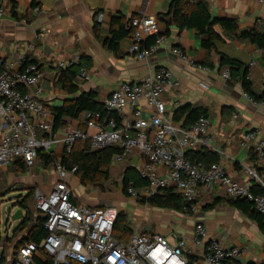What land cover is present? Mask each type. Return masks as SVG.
I'll return each mask as SVG.
<instances>
[{"label":"crops","instance_id":"1","mask_svg":"<svg viewBox=\"0 0 264 264\" xmlns=\"http://www.w3.org/2000/svg\"><path fill=\"white\" fill-rule=\"evenodd\" d=\"M173 1L3 0L5 16L0 20V59L12 64L15 70H21L27 58L37 62L44 74L39 99L48 110V120L52 125L55 124L52 110L63 107L68 99L95 94L97 101L103 106L121 84L139 83L165 70L171 74L173 83L164 92L163 100L167 115L175 124L189 131L196 123L186 128L185 117L179 122L175 121L174 115L179 109L201 107L208 110L206 119L210 125L209 132L203 138V144L187 153L188 157L207 152L216 155V164H222L236 183L245 181L244 166L247 165L257 167L264 174V158L256 153V144L248 143L245 147L241 144L245 134L264 129V53L255 45L239 41L234 35L226 36L219 25L214 27V31L224 42L218 44L217 51L209 53L203 48L202 38L197 31H180L174 25L172 17L168 15ZM182 1L207 4L213 19L235 20L241 31L264 26V3L261 4L258 0ZM142 17L157 18L165 38L164 44L147 61H139L130 53L134 34L130 22ZM116 18H122L126 30L130 32V36L120 42L118 56L107 45ZM154 41V38L146 39L143 46L146 48V44L150 43L151 47ZM175 50L183 51L198 68L191 67L176 57L173 53ZM219 53L244 63L249 68L246 80L252 84L253 94L263 99H251L241 82L223 76V73L229 71L221 70L222 57ZM72 60L79 62V72L86 70L90 74L88 81L78 77V93L73 96L63 90L56 79L58 63ZM129 115L130 111H127V116ZM149 116L150 113L144 114L145 118ZM65 121V126L87 130L85 114L77 120ZM15 164L0 171V179L7 178L9 182L22 180L23 184L15 190L20 192L21 198L26 197L31 190H34V195L39 189L49 194L59 180L54 168L51 169L52 165L43 166L41 172L37 168H28L25 174L16 170L18 178H15L14 173L9 170ZM142 166L143 160L137 153L131 154L120 166L112 163L111 180L103 192L96 190L82 194L79 179L72 176L70 185L76 191L73 201L79 204L112 202V208H118L120 216L126 219L125 225L132 233L162 236L171 245H175L177 240H186L188 251L185 252V257L195 258L197 261L194 264H205L202 258L203 248H196L192 243L197 224L206 229L204 242L217 239L226 246L242 249L244 255L239 261L241 264H264V234L257 223L230 204L232 199L223 188H216L210 194L199 192L197 202L200 209L196 214L187 215L153 208L142 203L146 200L128 196L124 189L126 174L135 172L140 177L139 170ZM119 167L124 168L121 182L114 179L112 174L115 171L117 176ZM46 174H49L48 178ZM72 180L76 181L77 186ZM84 188L87 191L90 187ZM82 195L84 199L81 198ZM90 208L105 207L90 205Z\"/></svg>","mask_w":264,"mask_h":264},{"label":"built area","instance_id":"2","mask_svg":"<svg viewBox=\"0 0 264 264\" xmlns=\"http://www.w3.org/2000/svg\"><path fill=\"white\" fill-rule=\"evenodd\" d=\"M258 2L263 4L264 0ZM4 16L3 0H0V20ZM130 28L134 30L130 53L139 61L149 60L165 42L155 17L135 18ZM150 38H154L155 43L145 48L144 42ZM173 53L191 67H197L183 51ZM78 63L62 61L57 67L66 71L79 66ZM223 76L230 78V73L225 72ZM79 77L88 81L90 74L81 70ZM43 80L44 74L38 65H28L21 71L0 59V171L18 161L33 169L38 153L43 152L54 159L52 166L59 179L49 194L40 189L35 192V208L46 218L44 229L48 235L40 246L28 243L21 248L16 264H33L38 248L45 251L54 264H191L190 258L185 257L186 240L180 239L171 245L165 237L135 232L122 243L114 237L120 216L117 209L90 208L73 201L74 191L67 178L74 177L78 167L69 171L62 159H56V150L60 148L64 155L70 154L79 141L88 140L95 152L118 149L112 161L118 166L133 153L141 156L143 166L139 174L146 186L136 187L132 181L127 184V195L137 200H149L164 190L174 191L187 205L183 213L192 215L200 209L199 192L210 194L216 188H223L230 199L252 203L264 218V192L253 193L256 187L264 191V174L257 167L244 166L245 181L236 183L222 164L205 166L187 158L190 150L203 144L210 125L206 118H201L187 131L167 115L163 95L173 83L169 72L162 70L139 83L121 84L105 101V116L98 112L85 114L86 131L71 125L56 129L49 122L50 114L39 99ZM127 111H130L129 117ZM145 113L150 116L145 118ZM112 115L119 122L110 118ZM248 143H255L256 153L264 158V129L245 134L242 147ZM205 238V227L197 224L192 243L196 248H203L205 264L242 259V249L226 246L217 239L206 243Z\"/></svg>","mask_w":264,"mask_h":264},{"label":"trees","instance_id":"3","mask_svg":"<svg viewBox=\"0 0 264 264\" xmlns=\"http://www.w3.org/2000/svg\"><path fill=\"white\" fill-rule=\"evenodd\" d=\"M168 15L172 17L174 25L180 31L186 29L197 31L199 37L202 38L203 48L209 53L212 51H217L218 44L224 42L223 38L214 31V27L218 25L222 27L226 36L234 35V37L239 41L255 45L264 53V26L241 31L239 30L235 20L213 19L207 4L190 3L182 0L173 1L170 13ZM129 36L130 32L126 30L123 19H114L111 29V39L107 43L109 50L118 56L120 42ZM149 46L150 43L146 44V48H149ZM219 55L222 57L220 65L221 70L226 69L230 73L231 80L241 82L245 92L251 99L255 101H260L263 99L256 97L253 94L252 84L246 80L249 74V68L245 66L244 63L232 60L224 54L219 53ZM23 64L24 65L21 71H25L28 65H38L36 61L30 60L29 58H27ZM80 72L78 66L69 68L66 71L60 70L58 68V73L56 76L57 83L70 95H77V79L80 75ZM96 98L97 96L95 94H83L77 98L66 100L63 107L52 110V114L55 117L54 127L56 129L64 127L66 125L65 119L77 120L83 114L88 112H98L105 116V113L103 112L104 107L97 101ZM184 117L186 118L184 121V126L186 128L191 127L201 117L208 118V110L201 107L179 109L174 115V120L179 122ZM110 118L116 119L117 122H119L117 117L114 115H112ZM118 152L119 151L116 148H109L95 152L92 151L90 142L88 140L79 141L76 143L70 154H65L63 156L62 163L69 171L74 167H78V171L75 176L79 179L80 184L83 187L94 186L100 188V190L103 192L105 191V186L111 180L110 170L112 161L113 157ZM251 157V159L254 160L253 156ZM188 158L192 162L204 163L207 166L216 164L218 162L217 156L208 152L204 154H194ZM38 159L45 167L51 166L54 162V159L43 152L38 153ZM14 169L21 172L22 174L28 172V168L23 161H18V163L14 165ZM130 181L134 182L136 187H142L144 184H146L140 179L138 174L135 172H129L126 174L124 181V189L126 193L128 186L127 184ZM253 191V193L257 195L264 192L260 187H256ZM32 196L34 200V191L30 192L26 197L21 198L22 200H19V208L25 213V218L14 230L13 235L7 239H2L0 235V243L6 241L14 244L16 255L13 258V262L11 264H16L18 253L20 249L26 244L33 243L37 246H40L48 235L47 231L44 229V217L37 212L36 208V217L30 211L28 204ZM142 203L153 208L168 209L176 212H183L184 208L187 206L182 197L169 190H164L157 196ZM230 204L257 223L259 229L264 234V218L256 211L252 203L246 200H230ZM1 206L2 202L0 201V223ZM205 209L208 208L206 207ZM125 223L126 219L123 216H119L114 227V237L122 243L127 242L132 235V231L125 225ZM196 261L197 260L195 258L190 259L191 264H194ZM7 262L8 260L6 255L3 253L0 254V264H7ZM33 264H54V260L48 256L45 251L38 248L34 253ZM70 264L79 263L71 262ZM224 264L241 263L239 261L229 260L224 262Z\"/></svg>","mask_w":264,"mask_h":264},{"label":"rangeland","instance_id":"4","mask_svg":"<svg viewBox=\"0 0 264 264\" xmlns=\"http://www.w3.org/2000/svg\"><path fill=\"white\" fill-rule=\"evenodd\" d=\"M64 156V150L58 148L56 150V159H62ZM53 166H51V169ZM34 168H37V170H43V165L41 163V161H36L34 164ZM11 173H14V177L18 178V176H16L18 174V172L14 169V168H9ZM124 168L119 167V169L117 170V176L115 175V171H112L113 174V178L118 181L121 182L122 181V174ZM9 172V173H10ZM45 173V172H44ZM49 174H46V177L48 178ZM7 178H3L0 179V201L2 202V206H1V223H0V235L2 237V239H7L8 237H11L13 235L14 230L19 226L20 222H11L10 218L7 217V213L6 210L9 206H13L14 209H20L19 208V200H22L20 196V192L19 191H15L17 190L18 186H20L21 184H23L22 180L19 179H15L13 182L12 181H7ZM49 179L51 180V177H49ZM68 183L70 184L71 178H67ZM73 184L77 186L76 181L72 180ZM71 186V185H70ZM72 187V186H71ZM73 191H74V195L76 196V191L75 189L72 187ZM79 190L82 194L85 193H90V191H101L100 188L94 187V186H90L89 189H86L82 186L79 187ZM34 191V190H33ZM32 192V190H31ZM30 193V192H29ZM82 199H84V196H81ZM82 205L88 206L90 207V205L92 207H95L96 205H99L101 207H105V208H112V202H80ZM98 203V204H97ZM115 203V202H114ZM124 203V202H123ZM30 211L33 213V215L36 217L37 213L35 210V201L33 200V196L29 201L28 204ZM122 207H124V204H122ZM116 209H118L116 207ZM14 211V210H13ZM120 214V212H119ZM5 254L7 257V264H11L13 262V258L16 255V251L14 248V244L10 243V242H1L0 243V254Z\"/></svg>","mask_w":264,"mask_h":264},{"label":"water","instance_id":"5","mask_svg":"<svg viewBox=\"0 0 264 264\" xmlns=\"http://www.w3.org/2000/svg\"><path fill=\"white\" fill-rule=\"evenodd\" d=\"M6 213H7V217L10 218L11 222H20L21 223L25 218V213L21 209H18L15 211L13 206H9L6 210ZM43 219H44V221L46 220V218H43Z\"/></svg>","mask_w":264,"mask_h":264}]
</instances>
